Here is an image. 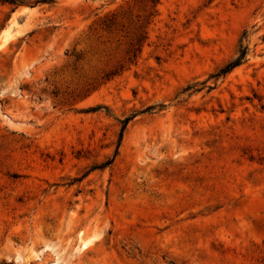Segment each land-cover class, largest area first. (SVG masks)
<instances>
[{
	"label": "rangeland",
	"instance_id": "obj_1",
	"mask_svg": "<svg viewBox=\"0 0 264 264\" xmlns=\"http://www.w3.org/2000/svg\"><path fill=\"white\" fill-rule=\"evenodd\" d=\"M0 264H264V0H0Z\"/></svg>",
	"mask_w": 264,
	"mask_h": 264
},
{
	"label": "bare ground",
	"instance_id": "obj_2",
	"mask_svg": "<svg viewBox=\"0 0 264 264\" xmlns=\"http://www.w3.org/2000/svg\"><path fill=\"white\" fill-rule=\"evenodd\" d=\"M7 36H5L4 37V39H3V42H5L6 40H7ZM90 244V241H86V240H84V242H82V244H81V249H85V250H87L86 248L88 247V245ZM93 245H94V242H93ZM80 246V245H79ZM79 249V248H78ZM80 250V249H79ZM84 251V250H83Z\"/></svg>",
	"mask_w": 264,
	"mask_h": 264
},
{
	"label": "trees",
	"instance_id": "obj_3",
	"mask_svg": "<svg viewBox=\"0 0 264 264\" xmlns=\"http://www.w3.org/2000/svg\"><path fill=\"white\" fill-rule=\"evenodd\" d=\"M239 61H240V59L236 60V62H234V63L229 64V65L226 67L225 71H227V70H229L231 67H233V66L239 64ZM225 71H224V72H225Z\"/></svg>",
	"mask_w": 264,
	"mask_h": 264
}]
</instances>
